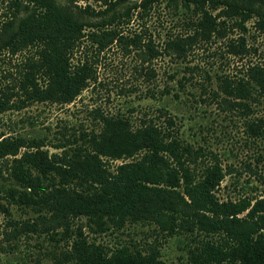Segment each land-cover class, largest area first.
<instances>
[{
	"label": "trees",
	"instance_id": "16d2710c",
	"mask_svg": "<svg viewBox=\"0 0 264 264\" xmlns=\"http://www.w3.org/2000/svg\"><path fill=\"white\" fill-rule=\"evenodd\" d=\"M118 1L124 0H95L97 7L74 9L56 0H2L0 56H21L14 71H2L0 113L26 102L71 103L97 82L99 59L111 45L126 54L133 48L140 70L162 55L184 56L186 44L215 39L224 41L226 54L244 56L250 50L244 37L247 22L253 19L252 26L261 29L264 20V0H131L117 11ZM155 3L187 15L180 19L188 33L160 35L142 21L139 29L121 31L131 16H148ZM86 13L99 20L77 17ZM242 72L216 79L221 100L248 111L246 100L264 98V63L249 62ZM144 75L146 80L154 76L148 64ZM89 113L95 127L52 143L58 153L48 151L44 137L0 131L5 224L14 226L10 206L23 205L38 212L39 222L53 223L52 229L62 226L61 236L71 240L63 253L65 264H167L156 248L142 253L132 243H93L80 227L72 231L75 217L84 218L92 233L112 232L125 223H153L166 236L183 231L193 241L187 247L189 264H264V194L219 198L216 189L227 172L214 154L182 140L169 116L163 124L152 119L135 124L122 112L94 107ZM246 123L254 137L264 131V116ZM250 172L264 185L263 174ZM33 221L18 224L34 230Z\"/></svg>",
	"mask_w": 264,
	"mask_h": 264
},
{
	"label": "rangeland",
	"instance_id": "374dc122",
	"mask_svg": "<svg viewBox=\"0 0 264 264\" xmlns=\"http://www.w3.org/2000/svg\"><path fill=\"white\" fill-rule=\"evenodd\" d=\"M56 1L74 9L98 5L95 0ZM129 1H118L115 10H123ZM184 16L186 18L187 15L180 9L165 8L155 3L148 16L138 20L131 16L130 24L121 31L128 33L130 27L139 29L142 21L150 32L185 35L188 31L180 19ZM77 17L86 22L99 20V17L87 13ZM253 21L250 19L246 24L248 31L244 37L250 50L244 56L226 54L224 41L215 39L205 44H186L184 56L162 55L143 64L140 70V60L133 48L126 54L119 45H111L99 59L97 82L93 86L82 90L66 105L26 102L19 109L12 107L5 110L0 113V131L5 135L44 137L48 151L58 153L59 150L51 147L52 143L60 142L64 136L71 140L80 132L95 127L89 113L94 107L99 112H122L130 116L135 124L140 119H152L163 124L169 116L182 140L200 148L204 154H214L227 172L216 189L219 198L240 193L264 194V185L250 172L264 175V131L254 137L246 126L247 121L264 116V98L258 102L256 99L246 100L249 110L244 111L221 100L223 94L216 79L222 74L240 77L249 62L264 63V20L261 29L254 28ZM88 29L85 27V30ZM83 38L86 39V36ZM78 51H83V46ZM20 56H0V77L4 75V70L5 73L14 71V64ZM146 64L154 72L150 80H146L144 75ZM134 65L136 70L132 68ZM1 79L0 86L5 82V78ZM178 81L182 83L181 87ZM162 89L168 92L161 95ZM245 163H248L249 169ZM37 215L38 212L30 207L11 205L12 227L5 224L7 217L0 215V264H65L63 253L69 249L70 238L61 236L62 226L52 229L53 223L39 222L35 218ZM31 221L36 223L34 230H22L23 227L18 224ZM71 221L72 231L76 226L80 227L95 244L111 247L132 243L142 253L156 248L160 259L167 264H189L187 247L192 246L193 241L192 236L183 231L166 236L153 223H125L112 232L92 233L84 218L75 217ZM3 229L9 232L5 233ZM54 231V235L49 234Z\"/></svg>",
	"mask_w": 264,
	"mask_h": 264
}]
</instances>
